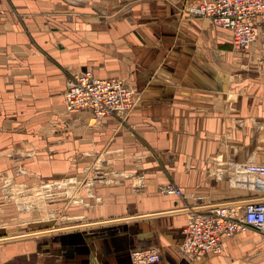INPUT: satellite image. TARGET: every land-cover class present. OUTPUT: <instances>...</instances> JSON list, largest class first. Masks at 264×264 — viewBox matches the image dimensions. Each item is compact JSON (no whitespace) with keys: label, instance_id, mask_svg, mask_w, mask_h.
<instances>
[{"label":"crops","instance_id":"obj_1","mask_svg":"<svg viewBox=\"0 0 264 264\" xmlns=\"http://www.w3.org/2000/svg\"><path fill=\"white\" fill-rule=\"evenodd\" d=\"M199 1L0 0V176L17 155L31 187L104 178L63 201L58 227L0 236V264H132L150 247L159 264H264L254 230L224 236L221 255L180 250L187 208L227 202L241 216L262 195L231 163L264 164V17L234 54L230 31L188 12ZM87 72L137 92L125 121L66 111L68 78Z\"/></svg>","mask_w":264,"mask_h":264},{"label":"built area","instance_id":"obj_2","mask_svg":"<svg viewBox=\"0 0 264 264\" xmlns=\"http://www.w3.org/2000/svg\"><path fill=\"white\" fill-rule=\"evenodd\" d=\"M187 10L195 17L209 19L214 26L230 31L234 51L249 52L259 38L257 19L264 17V0H200ZM64 97L69 113L89 112L96 122L106 117L125 121L139 103L137 92L126 81L117 77L96 78L92 72L72 74ZM231 165L253 176L262 195L245 203L243 216L227 202L187 208L189 219L181 252L188 259L221 255L224 236L248 230L264 236V164ZM161 190L168 195L185 196L174 183L164 185ZM162 260L157 247L131 252L132 264H159Z\"/></svg>","mask_w":264,"mask_h":264},{"label":"rangeland","instance_id":"obj_3","mask_svg":"<svg viewBox=\"0 0 264 264\" xmlns=\"http://www.w3.org/2000/svg\"><path fill=\"white\" fill-rule=\"evenodd\" d=\"M242 53L247 52L235 51L234 54ZM16 156L13 158V168L0 176L1 237L6 238L9 235L48 229L52 224H56L58 227L60 223L56 221L57 217L65 213L63 201L84 200L85 198L82 197H87L90 192H84L83 189L95 181L104 179L93 171L91 175H84L83 179H75L70 176L61 184L31 187L30 185H24L17 179L21 173V169L18 167L20 159ZM21 156L23 157L22 159H29L32 155L24 154L20 155V158ZM66 209L68 210L69 208ZM243 214L244 210H242L241 216ZM182 245L180 246V250Z\"/></svg>","mask_w":264,"mask_h":264},{"label":"bare ground","instance_id":"obj_4","mask_svg":"<svg viewBox=\"0 0 264 264\" xmlns=\"http://www.w3.org/2000/svg\"><path fill=\"white\" fill-rule=\"evenodd\" d=\"M178 197V196H177ZM17 241V240H16ZM8 242V241H7ZM10 242V241H9Z\"/></svg>","mask_w":264,"mask_h":264}]
</instances>
